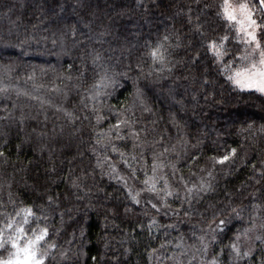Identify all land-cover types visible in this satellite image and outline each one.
Returning a JSON list of instances; mask_svg holds the SVG:
<instances>
[{
    "label": "trees",
    "instance_id": "trees-1",
    "mask_svg": "<svg viewBox=\"0 0 264 264\" xmlns=\"http://www.w3.org/2000/svg\"><path fill=\"white\" fill-rule=\"evenodd\" d=\"M222 3L0 0V89H5L0 91V152L4 153L0 156V223L5 212L32 207L40 216L39 227L47 226L51 241L59 245L46 264H178V258L190 257L184 250L200 247L199 237L208 231L212 212L229 201L244 211L224 227L215 247L224 248L222 264H234L226 246L250 226L255 211L261 208L259 213L264 215V93L242 90L228 81L222 65L205 48V38L188 22L189 14L194 21L199 17L208 38L227 33L225 59L239 57L244 46L217 15ZM166 35L172 45L171 70L156 71L160 66H154L147 55L148 46ZM95 52L116 72L127 73L124 87L116 89L106 104L117 108L131 104L134 80L144 91L152 111L139 104L134 109L135 127L146 129V134L141 132L142 148L134 149L140 141L130 136L115 139V131L111 143L118 151L105 147L107 141L96 144L117 117L105 109V119L97 125L90 110L79 104L83 89L92 83ZM52 105H62L81 119L71 124ZM9 115L10 119H3ZM232 148L235 156L213 169L210 158L228 154ZM120 152L137 169L139 180L129 179L134 189L143 187L145 171L152 175L155 153L157 164H164L157 168V176L166 175L173 188H180L181 198V174L191 187L202 177L207 180L212 170L215 191L190 197L191 207L173 196L168 198L170 208L157 211L144 202L147 193H141V204L135 205L115 173L110 175L111 164L120 175H131ZM98 158L103 167L97 165ZM173 165L176 175H172ZM158 187H163V181ZM31 224L37 226L36 221ZM61 250L69 254L66 262ZM262 259L264 242L256 240L252 255L237 264H260Z\"/></svg>",
    "mask_w": 264,
    "mask_h": 264
},
{
    "label": "snow or ice",
    "instance_id": "snow-or-ice-1",
    "mask_svg": "<svg viewBox=\"0 0 264 264\" xmlns=\"http://www.w3.org/2000/svg\"><path fill=\"white\" fill-rule=\"evenodd\" d=\"M205 7L208 6L205 5ZM218 8L220 10L217 15L229 23L230 30H234L232 38L244 46L243 54L231 61L225 59L228 54L227 44L229 43V35L227 33L215 38H208L205 32L201 30L202 25L199 17L194 21L191 14H189L188 22L205 38V48L211 51L213 58L222 65V70L228 81L242 90H255L264 93V0H242L239 4H233L230 0H223V3L218 5ZM189 13H191V9H189ZM73 35H75V30H73ZM168 41L169 37L166 35L163 37V40H158L155 45L148 46L149 51L147 55L151 58L153 65L159 64L160 66L156 68V71H163L166 68L169 71L171 70V60L169 57L172 53L169 51V48L172 45H169ZM176 46L179 45L177 44ZM193 55L194 58H198V53L194 52ZM233 65L236 66L233 67ZM8 71L11 72V68H8ZM91 71L93 73L91 78L92 83L83 89L79 104L83 109L90 110L95 116L97 125L105 119V109H107L108 113H115L117 117L116 123L109 126L107 134L102 138H98L96 144L107 141L105 147L110 146L113 152L118 151L116 146L111 143V133L115 131V139L123 140L130 136L133 141H140L139 145L134 143L133 148L135 149L137 146L142 148L144 141L141 140V132H145L146 134V129H137L135 127L138 121L135 118L134 109L139 104L143 107L144 111H152L145 102L143 89L134 80L132 83L133 91L130 93L132 97L131 104H121L117 108L114 105L106 104L105 101L113 95L116 89L124 87V77L127 73L116 72L113 67L105 62L104 57L99 52H95L92 57ZM83 75L84 73L81 72V76ZM67 79H72V77L69 76ZM76 87L80 89V84H77ZM3 90L5 89H0V91ZM25 95H28V93H25ZM46 103L51 104V101H46ZM52 106L56 108L57 112H63L71 124H75L77 120L81 119L80 116L75 115L73 111L64 108L62 105ZM10 118L9 115L3 119ZM83 118L88 119L89 117L84 115ZM23 119V114H21V120ZM47 119L48 117L45 113V120ZM173 120H175V117H173ZM122 125L123 129L121 128ZM125 129L127 130L126 132L124 131ZM261 130L264 131V128ZM61 131H63V125H61ZM75 131L78 132L80 129L77 128ZM235 154L236 149L232 148L228 154L211 157L213 169L216 164L223 165L226 161H230ZM2 155L4 153L0 152V156ZM119 155L131 170V175L128 178L120 175L115 164L110 165L112 169L110 175L115 173L114 178L124 184L127 189V196L135 205L141 204V193H147L149 195L144 197V202L157 211L161 208H170L171 205L168 203V198L173 196L177 200L182 199L183 202H187L189 207H191L190 197L195 198L199 197L201 193L215 191L212 183L214 179L212 170L207 172V180L202 177L199 184L193 183L191 187L188 186V181H185L181 174L178 177L179 181L183 182L184 195L181 198L180 188H173L166 175L157 176V168L164 167V164L163 162L157 164L155 153H153V164L151 167L152 175L149 176L147 171H145L143 173L145 178L143 181H140L143 187L134 189L129 186V179L133 181L139 180L136 176L137 169L133 168L128 160L124 159L125 154L123 152H120ZM104 159L110 160V157L106 156ZM141 159H143V156H141ZM97 165L103 167V162L99 158L97 159ZM172 167V175H176L175 165ZM160 181H163V187H158ZM73 186L79 187L75 182H73ZM227 195L230 196L231 194L228 193ZM48 200L50 203L54 202L51 196L48 197ZM209 207L213 206L210 205ZM39 211L43 212V209H39ZM124 211L128 212L130 209L125 208ZM243 211V207L233 206L229 201L224 207L212 212L208 220V231L199 237L200 248L197 251L200 253V257L198 264H222L224 248H217L215 246L220 244V236L223 233L224 227L233 218L240 217ZM3 216V223H0V264H46L49 259H52L51 252L53 249L58 248L59 245L51 241L47 226L39 227L40 216L33 211L32 207L20 208L14 214L5 212ZM44 219H47L46 215ZM31 221H36L37 226L32 227ZM249 225V227L238 232L226 246L230 250L234 264H237L242 257L252 255V244L256 240L264 242V223L259 225L261 234L256 235L254 238L249 235V233L257 228L254 218H249ZM241 236L247 237L249 241L246 251H243L240 247ZM59 255L64 258L65 262L69 259V254L63 250L60 251ZM195 259L196 257H193V260ZM260 264H264V259L261 260Z\"/></svg>",
    "mask_w": 264,
    "mask_h": 264
},
{
    "label": "rangeland",
    "instance_id": "rangeland-1",
    "mask_svg": "<svg viewBox=\"0 0 264 264\" xmlns=\"http://www.w3.org/2000/svg\"><path fill=\"white\" fill-rule=\"evenodd\" d=\"M231 3L233 4H239L241 3L242 1L240 0H231L230 1ZM244 90H247V89H244ZM259 209V208H258ZM261 211V208L259 211H255V213H253V218L255 220V223L257 225V228L256 230H254L253 232L249 233L250 236H252L253 238L256 236V235H259L261 234L260 233V229H259V225L264 223V215L263 213H259ZM243 230V229H242ZM256 242V241H255ZM255 242L254 244H252V247L254 249V246H255ZM249 241L247 239V237H244V236H241V240H240V247L243 251H246L247 250V245H248ZM200 247H198L197 249H199ZM196 250L194 251H190L189 249L187 250H184L183 251V254H187V253H190V257L187 259V260H184L182 257L178 260V264H198V260H199V257H200V253ZM193 257H196L195 260H193Z\"/></svg>",
    "mask_w": 264,
    "mask_h": 264
}]
</instances>
